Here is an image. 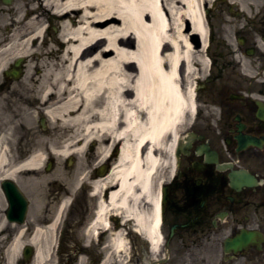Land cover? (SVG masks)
<instances>
[{
    "label": "bare ground",
    "instance_id": "1",
    "mask_svg": "<svg viewBox=\"0 0 264 264\" xmlns=\"http://www.w3.org/2000/svg\"><path fill=\"white\" fill-rule=\"evenodd\" d=\"M200 2L14 0L11 6L10 30L0 44V72L23 75L0 93V168L8 167L6 143L28 141L32 151L7 168L8 176L39 173L50 158L73 156L75 171L83 173L93 146L94 159L110 161V169L105 176L80 178L98 201L87 232L107 233L109 264H122L129 244L115 217L130 224L151 256H158L160 170L167 165L172 175L175 144L186 115L195 110L192 89L183 90L179 70L190 63L186 20L194 30L202 29ZM81 181L76 178L69 187V199ZM69 199L59 204L49 227L35 229L30 264L52 263L40 245ZM249 233L251 243L257 240ZM22 234L20 229L0 264H13ZM233 243L226 246L234 251L247 246Z\"/></svg>",
    "mask_w": 264,
    "mask_h": 264
},
{
    "label": "flooded vegetation",
    "instance_id": "2",
    "mask_svg": "<svg viewBox=\"0 0 264 264\" xmlns=\"http://www.w3.org/2000/svg\"><path fill=\"white\" fill-rule=\"evenodd\" d=\"M13 1L0 0V44L6 43L10 30ZM200 8L201 30L185 22L190 63L189 68L181 66L179 76L183 90L192 89L195 110L186 115L187 125L177 140L178 158L164 184L158 256H151L147 242L130 224L117 217L113 221L125 229L130 264H264V0H201ZM12 73L0 72V93L23 75ZM6 145L8 167L0 168V261L22 229L13 264H30L35 229L49 227L76 178L105 176L110 161L97 162L91 146L85 174L77 171L69 183L61 178L47 182L41 172L50 171L52 162L39 173L8 176L7 168L27 157L33 145ZM83 182L56 228L41 242L49 264H109L107 233L97 229L92 237L87 232L98 201ZM249 232L257 240L245 248L226 246ZM138 238L147 246L137 248Z\"/></svg>",
    "mask_w": 264,
    "mask_h": 264
},
{
    "label": "rangeland",
    "instance_id": "3",
    "mask_svg": "<svg viewBox=\"0 0 264 264\" xmlns=\"http://www.w3.org/2000/svg\"><path fill=\"white\" fill-rule=\"evenodd\" d=\"M9 10L12 11L11 8ZM46 20L48 21L47 24H49V25L51 24L52 27L54 26V20L51 17H47ZM2 25H4V23L3 24L0 23V29H1V26ZM5 27L8 28V23L5 24ZM49 33H50V35H53L55 33L54 30H53V28H50L49 29ZM0 36H4L3 33H2V29L0 30ZM21 87H23V86H21ZM26 88H27V86H26ZM21 89H23V88H21ZM37 126H38V129H42L41 128V124H38ZM180 134H182V130H180ZM49 160H51V161H48L47 160L48 163L49 162H52V168H51V170L49 172H41L42 174H44L43 176L45 177V180L47 182H52L53 180L56 182V179L61 178L60 181L62 183H63V180H64V182L69 183L70 180H71L72 175H74V173L77 172V170L75 171V167H76V163H77L76 157L73 156L72 160H66V159L65 160H62V159H57V158H53V159L50 158ZM83 166H84V164H82V167ZM53 167H55V168H53ZM169 178H170V171H169V168H167V165H165V166H163L161 168L160 174H159V180H162L161 181L162 182L161 185L164 184ZM145 246H147L146 242L142 238H138L137 239V248H143ZM136 252H140V250L137 249ZM131 253H132V250L131 249L130 250L128 249V253H127V256H126V259H125L126 264H130V256H131Z\"/></svg>",
    "mask_w": 264,
    "mask_h": 264
},
{
    "label": "water",
    "instance_id": "4",
    "mask_svg": "<svg viewBox=\"0 0 264 264\" xmlns=\"http://www.w3.org/2000/svg\"><path fill=\"white\" fill-rule=\"evenodd\" d=\"M18 64H16L15 66H17ZM176 156H177V153H176ZM164 189H163V191H162V197L164 198ZM162 198V199H163ZM162 203H163V201H162ZM251 238H252V236H251V234H248V235H244V236H242L241 238H238V239H236L235 241H234V243H233V246L234 247H237L238 245H245V244H247L250 240H251Z\"/></svg>",
    "mask_w": 264,
    "mask_h": 264
}]
</instances>
